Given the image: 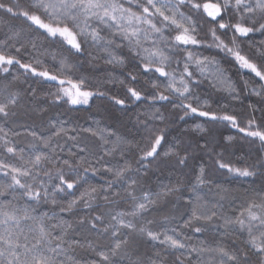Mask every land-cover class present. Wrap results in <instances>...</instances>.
Instances as JSON below:
<instances>
[{
	"label": "snow or ice",
	"instance_id": "1",
	"mask_svg": "<svg viewBox=\"0 0 264 264\" xmlns=\"http://www.w3.org/2000/svg\"><path fill=\"white\" fill-rule=\"evenodd\" d=\"M0 264H264V0H0Z\"/></svg>",
	"mask_w": 264,
	"mask_h": 264
},
{
	"label": "trees",
	"instance_id": "2",
	"mask_svg": "<svg viewBox=\"0 0 264 264\" xmlns=\"http://www.w3.org/2000/svg\"><path fill=\"white\" fill-rule=\"evenodd\" d=\"M5 2H7V0H5ZM207 54V53H206ZM215 54V53H213ZM204 89L207 91V92H211L212 90L209 88L208 86V83H204ZM82 114L81 113H73L72 116L73 117H79L81 116ZM67 119V117H65ZM81 122L83 123V120L81 119ZM179 131L178 128H174L173 129V132L172 134L175 135L176 132ZM235 130H230V129H220L219 132H218V136L219 135H228L230 134V132H234Z\"/></svg>",
	"mask_w": 264,
	"mask_h": 264
},
{
	"label": "rangeland",
	"instance_id": "3",
	"mask_svg": "<svg viewBox=\"0 0 264 264\" xmlns=\"http://www.w3.org/2000/svg\"><path fill=\"white\" fill-rule=\"evenodd\" d=\"M205 83H207V81H205ZM202 91L207 92V91L204 89V84L202 85Z\"/></svg>",
	"mask_w": 264,
	"mask_h": 264
}]
</instances>
